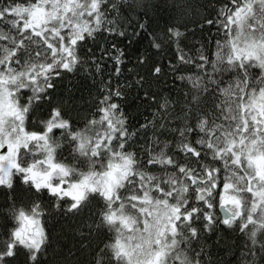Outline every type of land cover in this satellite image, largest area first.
<instances>
[{"label": "clouds", "instance_id": "9594fccd", "mask_svg": "<svg viewBox=\"0 0 264 264\" xmlns=\"http://www.w3.org/2000/svg\"><path fill=\"white\" fill-rule=\"evenodd\" d=\"M0 264H264V0H0Z\"/></svg>", "mask_w": 264, "mask_h": 264}]
</instances>
